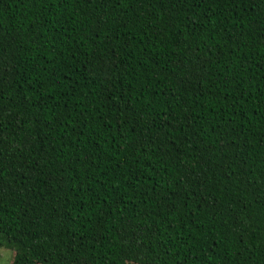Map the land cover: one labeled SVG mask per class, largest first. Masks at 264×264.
<instances>
[{
  "label": "trees",
  "instance_id": "trees-1",
  "mask_svg": "<svg viewBox=\"0 0 264 264\" xmlns=\"http://www.w3.org/2000/svg\"><path fill=\"white\" fill-rule=\"evenodd\" d=\"M0 246L264 264V0H0Z\"/></svg>",
  "mask_w": 264,
  "mask_h": 264
},
{
  "label": "rangeland",
  "instance_id": "rangeland-1",
  "mask_svg": "<svg viewBox=\"0 0 264 264\" xmlns=\"http://www.w3.org/2000/svg\"><path fill=\"white\" fill-rule=\"evenodd\" d=\"M15 251L11 248L0 246V264H13Z\"/></svg>",
  "mask_w": 264,
  "mask_h": 264
}]
</instances>
